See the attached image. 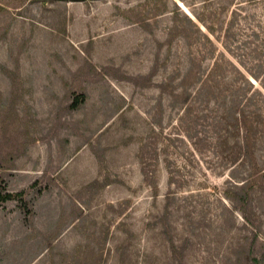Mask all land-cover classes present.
<instances>
[{"label":"rangeland","instance_id":"374dc122","mask_svg":"<svg viewBox=\"0 0 264 264\" xmlns=\"http://www.w3.org/2000/svg\"><path fill=\"white\" fill-rule=\"evenodd\" d=\"M261 82L264 0H0V264H264Z\"/></svg>","mask_w":264,"mask_h":264},{"label":"trees","instance_id":"16d2710c","mask_svg":"<svg viewBox=\"0 0 264 264\" xmlns=\"http://www.w3.org/2000/svg\"><path fill=\"white\" fill-rule=\"evenodd\" d=\"M186 19L190 22H192V20L186 16ZM210 29V32L212 33V29ZM204 37L205 39L207 40V42H209V44L211 46H213V43L211 41V39L204 34ZM224 48L225 50L230 53L231 55L234 53L232 52V50L227 46V44H224ZM214 49V48H213ZM217 58L219 60H222L224 63V65H226L229 69L232 70V72H234L238 78V80H240L242 83H244V86L245 84H247L248 88L249 89H252L253 88V84L250 82V80L247 78L246 74H244L240 69L239 67L234 63L232 62L231 60H229L225 54L223 52H218L217 54ZM218 60V61H219ZM237 62L243 67L245 68L246 72L251 76L253 77L255 80H259V74L255 71H252L250 70L249 68H246L245 64L240 60V59H237ZM217 65H218V62H217ZM219 66H217L215 68V70L218 68ZM213 74H216L215 72H213ZM220 75V74H218ZM261 86L263 87L264 89V84L261 82ZM241 89L240 88H237L235 91H234V94H237V96L239 95V91ZM256 93L261 95L262 97V100L264 101V95L261 94V92L259 90H256ZM82 97L83 96H80V100L78 97L74 98L73 100V103H72V106L74 107H77L78 104L80 102H82ZM238 98V97H237ZM185 99V98H184ZM235 101V100H234ZM235 105H233L234 107ZM233 112H237V108H233L232 110L230 109L228 112H227V115L229 116L232 115L233 117ZM239 112H240V115L243 116V120H244V123L247 122L248 124L246 125V129H245V145L244 147H246V154L249 155V159L251 161V164L253 165V170H252V173L250 174L251 176V179L250 180H242L243 183L238 185V184H232V185H229V187H226L222 190V193L224 195V197L226 199H228L230 202L233 203L234 205V210H237L239 209L243 215H246L245 213L247 212L246 209L248 208L252 198V191L254 190H257V189H264V171H261V169H258L255 165H256V160L253 156L254 154V144H256V139H254V136H253V133L257 130V124L255 123V121L253 120H246L243 114V111L242 109H239ZM254 119V118H252ZM242 120V121H243ZM236 121L237 118H236ZM234 122V126H236L238 123L237 122ZM19 194H12L11 192H7V191H2L0 190V203L2 202H6V201H9V200H12L14 199L15 197H17ZM237 203V204H236ZM243 204V206H241ZM240 205V206H238ZM259 208H261L259 206ZM264 210V209H263ZM247 221H252L249 217H246ZM258 227V225H257ZM255 259V258H254Z\"/></svg>","mask_w":264,"mask_h":264}]
</instances>
